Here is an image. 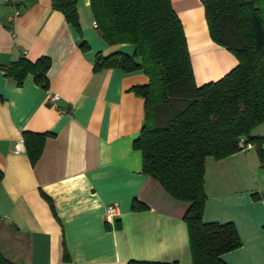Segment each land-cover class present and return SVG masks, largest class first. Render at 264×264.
<instances>
[{"label": "crops", "instance_id": "obj_1", "mask_svg": "<svg viewBox=\"0 0 264 264\" xmlns=\"http://www.w3.org/2000/svg\"><path fill=\"white\" fill-rule=\"evenodd\" d=\"M171 4L197 86L235 67L234 54L210 38L201 0ZM76 6L80 31L51 0H0V63L50 58L47 88L31 75L18 86L0 70V252L19 264H192L183 219L189 204L142 171L133 147L144 99L132 87L148 78L119 67L93 70L97 52L132 55L134 46L108 44L89 0ZM51 94L59 96L54 105ZM24 131L49 133L34 164L19 145ZM204 191L203 221L232 222L241 240L222 259L264 264V166L255 148L206 157ZM110 203L118 208L113 223L104 220Z\"/></svg>", "mask_w": 264, "mask_h": 264}, {"label": "trees", "instance_id": "obj_2", "mask_svg": "<svg viewBox=\"0 0 264 264\" xmlns=\"http://www.w3.org/2000/svg\"><path fill=\"white\" fill-rule=\"evenodd\" d=\"M77 0H51L66 21L80 31ZM210 38L230 50L237 64L221 78L197 86L182 23L171 0H89L95 29L108 44L130 43L132 55H94L93 70L119 67L141 71L148 81L132 87L144 99V118L133 147L140 150L142 171L174 199L187 202L192 264H227L221 257L241 245L232 222H205L204 161L241 150L242 137L253 142L264 166V137L249 132L264 123V0H201ZM85 49L84 41L80 45ZM50 58L31 61L22 55L0 70L21 85L28 75L48 87ZM49 133L24 131L31 164ZM2 173L0 171V180ZM137 208L135 203L132 204ZM0 264H19L0 252ZM126 264H179L129 260Z\"/></svg>", "mask_w": 264, "mask_h": 264}, {"label": "built area", "instance_id": "obj_3", "mask_svg": "<svg viewBox=\"0 0 264 264\" xmlns=\"http://www.w3.org/2000/svg\"><path fill=\"white\" fill-rule=\"evenodd\" d=\"M18 12H16L17 14ZM93 26L96 27L95 22H93ZM59 96L58 94H51L48 98L49 103L55 104L56 101L58 100ZM23 140L20 141L19 145L22 147ZM238 146L241 148V150H247L251 148H255L256 145L251 142V141H246L244 137L240 138L238 140ZM264 147V146H263ZM21 148H16L15 152H19ZM118 215V208L115 203H110L106 206L105 211H104V220L107 223H113L115 216Z\"/></svg>", "mask_w": 264, "mask_h": 264}, {"label": "water", "instance_id": "obj_4", "mask_svg": "<svg viewBox=\"0 0 264 264\" xmlns=\"http://www.w3.org/2000/svg\"><path fill=\"white\" fill-rule=\"evenodd\" d=\"M249 137L251 139L264 137V123H261L254 128H252L249 132Z\"/></svg>", "mask_w": 264, "mask_h": 264}]
</instances>
